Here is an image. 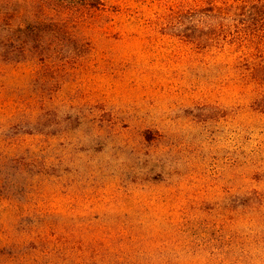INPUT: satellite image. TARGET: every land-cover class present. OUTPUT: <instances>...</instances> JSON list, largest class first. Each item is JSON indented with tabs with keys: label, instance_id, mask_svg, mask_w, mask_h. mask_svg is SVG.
I'll return each mask as SVG.
<instances>
[{
	"label": "rangeland",
	"instance_id": "obj_1",
	"mask_svg": "<svg viewBox=\"0 0 264 264\" xmlns=\"http://www.w3.org/2000/svg\"><path fill=\"white\" fill-rule=\"evenodd\" d=\"M3 239L0 264H264V0H0Z\"/></svg>",
	"mask_w": 264,
	"mask_h": 264
},
{
	"label": "trees",
	"instance_id": "obj_2",
	"mask_svg": "<svg viewBox=\"0 0 264 264\" xmlns=\"http://www.w3.org/2000/svg\"><path fill=\"white\" fill-rule=\"evenodd\" d=\"M0 249H5V248H8L9 247V240H5V239H3L2 241H0Z\"/></svg>",
	"mask_w": 264,
	"mask_h": 264
}]
</instances>
